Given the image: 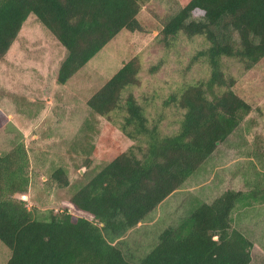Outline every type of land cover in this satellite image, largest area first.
Wrapping results in <instances>:
<instances>
[{
	"label": "trees",
	"instance_id": "trees-1",
	"mask_svg": "<svg viewBox=\"0 0 264 264\" xmlns=\"http://www.w3.org/2000/svg\"><path fill=\"white\" fill-rule=\"evenodd\" d=\"M176 1L180 9L165 23L164 40L203 37L208 48L194 60L203 58L210 68L206 82L165 103L181 110L179 130L164 135L161 119L151 120L134 94L125 95L140 85L137 59L89 98L91 111L109 121L122 113L120 130L134 143L70 199L73 210L93 220L69 209L37 220L22 199L32 179L24 142L0 154V242L12 252L7 264H132L115 242L180 190L252 112L236 93L224 60L250 70L264 59V0ZM142 5V0H0V61L33 14L67 50L57 77L64 86L122 30L142 31ZM51 180L59 188L70 185L63 169ZM252 199L251 193L227 190L213 203L200 204L167 228L140 264H251L253 242L233 227L232 213Z\"/></svg>",
	"mask_w": 264,
	"mask_h": 264
},
{
	"label": "rangeland",
	"instance_id": "rangeland-1",
	"mask_svg": "<svg viewBox=\"0 0 264 264\" xmlns=\"http://www.w3.org/2000/svg\"><path fill=\"white\" fill-rule=\"evenodd\" d=\"M142 3V31L122 30L64 86L57 77L67 50L33 14L0 61V154L24 142L32 179L22 199L39 221L51 211L66 209L93 220L73 210L70 199L134 143L120 130L122 113H114L109 121L91 111L87 101L125 64L137 59L140 65V85L125 95L134 94L151 120L161 119L164 135L176 133L182 119L175 104L165 103L210 77L208 63L194 60L208 48L203 37L180 34L165 41L161 34L179 3ZM224 61L226 73L236 79V93L252 112L180 190L115 242L132 264H140L157 247L167 228L178 226L200 204L213 203L227 190L252 194L250 205L241 204L232 213V225L253 242L251 264H264V59L250 70L235 60ZM58 169L68 176V187L59 188L51 180ZM11 256L0 242V264Z\"/></svg>",
	"mask_w": 264,
	"mask_h": 264
},
{
	"label": "water",
	"instance_id": "water-1",
	"mask_svg": "<svg viewBox=\"0 0 264 264\" xmlns=\"http://www.w3.org/2000/svg\"><path fill=\"white\" fill-rule=\"evenodd\" d=\"M23 198H26V196H24Z\"/></svg>",
	"mask_w": 264,
	"mask_h": 264
}]
</instances>
